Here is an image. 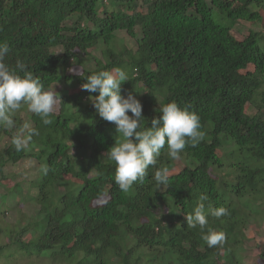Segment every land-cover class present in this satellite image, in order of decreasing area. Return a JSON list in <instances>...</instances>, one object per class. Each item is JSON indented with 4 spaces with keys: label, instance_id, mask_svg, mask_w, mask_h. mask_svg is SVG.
<instances>
[{
    "label": "trees",
    "instance_id": "trees-1",
    "mask_svg": "<svg viewBox=\"0 0 264 264\" xmlns=\"http://www.w3.org/2000/svg\"><path fill=\"white\" fill-rule=\"evenodd\" d=\"M141 1L144 8L136 11L137 0H110L108 10L103 0H0V42L10 47L5 63L24 62L46 91L64 87L50 124L30 114L29 151L13 144L16 117L13 127L0 125V136L10 137L0 173L7 162L27 157L40 166L34 221L0 228L5 264L15 257L53 264H253L232 248L245 239L250 200L264 198V51L260 33L248 30L236 40L230 30L239 21L264 22V0ZM118 31L135 40L133 48L117 46ZM97 48L100 58L90 54ZM74 66L81 73L67 75ZM115 68L128 73L121 95L139 100L145 127L160 106L175 102L200 117L205 133L178 160L165 146L143 183L127 192L115 184V165L104 156L120 135L96 114L91 97L98 93L80 87L84 77ZM227 139L242 157L239 175L217 156L232 147ZM165 167L168 182L158 185L154 173ZM200 195L206 208L229 210L219 219L209 215L205 229L224 232L222 245L208 247L199 228H187L184 215ZM259 258L264 262V249Z\"/></svg>",
    "mask_w": 264,
    "mask_h": 264
},
{
    "label": "clouds",
    "instance_id": "clouds-1",
    "mask_svg": "<svg viewBox=\"0 0 264 264\" xmlns=\"http://www.w3.org/2000/svg\"><path fill=\"white\" fill-rule=\"evenodd\" d=\"M10 52L7 42H0V125L13 127V114L26 106L27 110L41 117L42 123H51L50 115L59 96L53 91L44 90L39 78L26 70L24 62L17 60L15 67L10 68L5 58ZM18 72H22L23 76ZM129 79L128 73L115 68L112 71H99L84 77L85 83L80 85L82 90L98 93L91 97V103L96 114L103 121L115 126V133L120 140L109 148L104 156L115 165L114 182L118 188L127 192L136 181L143 183L150 166L158 164L161 150L165 149L172 160L181 158L187 145L195 147L205 136L201 131L200 117L187 108H181L175 102H169L159 107V117L152 118L151 126L145 127L142 116V105L132 94L121 95V85ZM90 98V97H89ZM156 111V110H155ZM131 113V116L128 115ZM32 135H39L35 129ZM31 139L19 137L13 140L17 151ZM41 171L47 173V167L41 166ZM158 185L168 182V169L158 168L153 177ZM207 197L200 195L198 203L190 213L185 214L187 228L201 231V239L208 247L222 245L225 233L209 229L208 216L217 219L229 215L225 207H208L204 201Z\"/></svg>",
    "mask_w": 264,
    "mask_h": 264
},
{
    "label": "rangeland",
    "instance_id": "rangeland-1",
    "mask_svg": "<svg viewBox=\"0 0 264 264\" xmlns=\"http://www.w3.org/2000/svg\"><path fill=\"white\" fill-rule=\"evenodd\" d=\"M103 5L106 10L109 9L110 0H103ZM129 7V6H128ZM144 8L141 0L136 2V11H140ZM215 12V11H214ZM229 21L224 22L227 24ZM256 31L260 33V46L264 51V22H246L239 21L235 26L230 30V34L236 39L241 40L244 38V35L247 31ZM117 39V46H125L127 48H133L135 45V40L128 37L125 32L118 31L115 33ZM59 48L55 50V54L59 53ZM91 56L100 58V48L91 50ZM67 75H79L81 73L80 67H72L67 70ZM64 87L61 85L54 84L50 88V91L55 92L57 95L60 90H63ZM66 89V87H65ZM131 94V93H130ZM57 104L54 108L57 109ZM247 114H253L254 110L252 107L246 108ZM29 112L26 106H22L20 110L16 111L12 117H16L20 127L18 131L19 138L26 139L25 131L29 128ZM130 116V115H129ZM226 140V139H224ZM227 142L231 143L229 139ZM10 143V137L8 135L0 136V154ZM232 147H226L223 149L222 154H217L220 161L225 164H235L233 167L236 168L237 174H240V170L237 168V164L242 161V157L236 151V147L233 143ZM24 147L27 151L30 150V146L26 143ZM218 159V158H217ZM177 163V162H176ZM178 165H180L178 163ZM232 168V169H233ZM224 170L226 173V168H219ZM40 166L37 161L33 158H22L17 163L7 162L1 169L0 173V213L4 215L0 216V228L4 229L5 227L16 228L17 225L23 227L26 220L34 221L36 214L38 213L39 206L35 203L34 197L37 195V188L35 184L40 180ZM19 188H14L16 186ZM14 188V189H12ZM12 189V192H11ZM162 190V189H160ZM250 210L247 211L248 223L247 229L245 230V239L241 246L232 248L234 254H236L241 262L244 263H253V264H264L260 260L259 254L264 249V198H258L256 201L250 200L249 203ZM213 231H218L217 229ZM219 232V231H218ZM7 242L6 239L0 235V243ZM12 264H53L52 262L45 259H25L22 257H15L12 259ZM0 264H5L0 260Z\"/></svg>",
    "mask_w": 264,
    "mask_h": 264
}]
</instances>
